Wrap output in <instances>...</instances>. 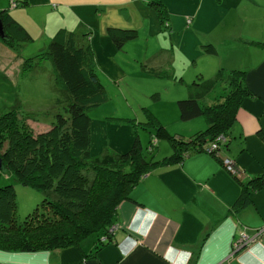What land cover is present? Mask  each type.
Returning <instances> with one entry per match:
<instances>
[{
  "label": "crops",
  "instance_id": "obj_1",
  "mask_svg": "<svg viewBox=\"0 0 264 264\" xmlns=\"http://www.w3.org/2000/svg\"><path fill=\"white\" fill-rule=\"evenodd\" d=\"M12 1L0 0V12L9 11L24 43L14 54L0 39V75L10 83L18 80L27 63L32 70L38 68V57L46 53L57 30L65 28L87 35L107 102L113 101L118 110L123 109L118 104L124 102L123 94L114 95L112 89L124 91L138 73L158 76L161 68L170 69L164 76L189 83V97L198 75L208 79L219 69L247 70L246 85L254 98L243 101L228 133L229 143L220 153L235 165V174L206 151L175 162L172 149L163 150L158 142V156L151 159L148 173L118 208L110 242L101 244L91 237L78 248L54 254L0 253V264H264V190L250 193L245 207L239 203L242 183L264 176V0H158L165 17L151 0H14L22 4L15 9ZM106 24L109 28L102 31ZM112 29L153 40L133 61L140 65L133 67L134 74L126 72L132 66L118 58L122 49L113 42ZM97 30L101 37L96 41ZM211 44L218 50L216 57L206 54ZM173 57L188 67L171 69ZM209 59L213 63L205 64ZM111 118L124 122L109 124ZM193 122L191 132L175 130L176 134L192 136L204 131L192 133L196 128L209 126L204 116ZM138 127L134 118L94 120L92 155L129 152L137 139L141 143Z\"/></svg>",
  "mask_w": 264,
  "mask_h": 264
},
{
  "label": "trees",
  "instance_id": "obj_2",
  "mask_svg": "<svg viewBox=\"0 0 264 264\" xmlns=\"http://www.w3.org/2000/svg\"><path fill=\"white\" fill-rule=\"evenodd\" d=\"M12 2L16 3L14 0ZM150 4L165 17V9L158 0H151ZM0 21L7 35L6 40H1L12 47L13 41L8 37L7 29L17 23L7 10L0 12ZM110 35L118 49L136 37L134 31L116 29L110 30ZM84 38L61 28L54 34L46 53L40 55L51 62L55 84L64 98L62 102L57 99V105L63 111L55 116L57 136L52 151L45 146L37 148L39 143L25 128L27 130L18 131L24 135L19 147L29 150L28 155L31 157H28V161L21 162V159L13 158L12 150L3 153V132L13 129L17 111H9L0 117V156L4 165L19 183L44 193L46 199L42 207L56 212L57 224L48 225L49 229L43 228L52 229L43 242L44 247L49 248H78L89 237H98L101 244L110 242L120 204L130 200V192L152 166V160L148 161L144 155L139 139L125 154L92 155L93 121L89 113L105 104L108 94L99 78L92 46ZM25 39L30 40L28 35H25ZM206 54L216 57L218 50L211 44L206 46ZM247 74V70L243 69H219L208 79L198 75L191 85L192 95L180 100L178 108L181 120L187 122L204 116L209 122L208 128L192 136H184L172 133L156 121L155 141L150 142L149 152L157 148L159 141H166L171 146V159L175 162L182 163L187 157L203 151L217 155L225 162L220 156L221 152L212 151L211 146L221 142L220 137L224 140L220 143L221 150L229 143L228 133L238 110L245 99L254 98L246 85ZM58 166L62 171L59 177L54 175L55 167ZM55 177L59 181L54 186L50 180ZM236 178L241 181L240 175ZM242 189L239 203L242 202L245 207L250 193L264 190V176L253 178L246 185L242 183ZM16 197L13 185L0 188V203L10 205L13 202L17 211ZM15 222L18 221L15 219ZM28 226L18 227L17 231L27 235L30 233ZM28 250L37 251L32 248Z\"/></svg>",
  "mask_w": 264,
  "mask_h": 264
},
{
  "label": "rangeland",
  "instance_id": "obj_3",
  "mask_svg": "<svg viewBox=\"0 0 264 264\" xmlns=\"http://www.w3.org/2000/svg\"><path fill=\"white\" fill-rule=\"evenodd\" d=\"M76 2H87V0H77ZM12 3L13 2H11V4ZM15 4L16 6L12 7L13 9L20 7L21 3L16 2ZM108 28L109 26L106 24L105 27L103 26L101 29L105 31ZM7 32L8 37L13 41L12 47H9V45L8 47L14 54H18V51L22 49L24 43H21L23 37H20L21 32L19 30V25H11V27L7 29ZM97 32L99 34L94 35V40L96 41L101 37L100 31L97 30ZM86 36L87 35H85V37ZM152 43L153 40H149L146 36H141L124 44L118 58L120 61H124V63L132 66V69L126 70V72L131 74L136 72V69L134 70L133 67H140V65L136 66L133 61L135 62L138 54L144 52ZM142 44H144L143 47H141ZM33 45L35 46L37 44L33 43ZM121 55L125 56V59L120 58ZM44 58L43 56L38 57V59H41V65L37 66L38 68L36 69L30 70V67H23L25 71L20 70L18 80L15 78L16 74H12L10 78H15L12 80V83L1 79L2 73L0 75V117L9 111H17L13 129H6L3 132L5 139L2 152L8 153L12 150L13 158L21 159V162L24 160L27 162L28 157L31 156L28 155L29 150L24 149L23 146L19 147L22 143V136L24 135L19 134L18 131L27 130L25 128H28L37 143H39L37 144V148L45 146L48 150L52 151V148L56 144L57 129L54 127L55 116L63 111L62 107H58L57 99L62 102L64 98L59 93L55 84L52 64L50 61L44 60ZM211 59L207 60L205 64L210 65V63H213L209 62ZM29 65L30 62L27 63V66ZM33 66L35 67V65ZM122 66L125 69L128 68L124 64ZM179 66L183 69L187 68L188 64L182 65L179 58H171V69H179ZM205 68L210 69L206 65ZM169 70L170 69L167 68L158 69L160 73L158 76H155V74L154 76H141V73H138L136 75V80L129 81L128 89L124 91L112 89L111 92H113L114 95L119 92L123 94L120 99L123 98L124 102L121 101L118 102V104L122 105L124 110H118V107L112 105L111 103L113 101L110 100L111 102L108 101L103 106L95 108L89 113L92 121H98L99 119L106 120L107 117L112 116L127 117L130 120L134 118V122L139 126L138 131L141 134L143 153L147 156L148 161L152 158L156 159L158 156L157 153L159 152L158 149H156L154 153L151 151L149 152L147 148L151 141H155L153 139L155 138L154 122H156V120L166 126L172 133H176L177 131L175 130H186V132H191L190 125L195 121V119L187 122L181 120L178 100L189 97V83L182 82L179 79L175 81L169 75L164 76V73ZM128 110H131L133 114L127 112ZM109 120H111L108 122L109 124L112 122H124L120 121L119 118L117 120L114 118ZM126 122L129 123L130 121ZM206 128L207 127L201 129L196 128L192 133L205 130ZM188 134L191 135L190 133ZM159 142L162 144V149L164 147L171 149L168 142ZM59 168V166L55 167L54 175H58L57 177L62 174ZM124 171H127V169ZM57 177L50 180L54 186L58 185L59 179ZM8 185H13L15 187L17 194V211L13 202L10 205H7L5 202L0 203V253L29 254L49 252L54 254L70 249L49 248V246L44 247L43 242L48 238L52 229L45 230L43 228L49 229L48 225L57 224L55 219L56 212H54V209L45 210L42 207L46 199L44 193L31 186H25L19 183L6 165H3V169L0 170V188ZM34 213L36 214L33 215ZM15 219L20 226L15 222ZM25 222L28 223L25 224ZM24 225H29L28 230H30V233L27 235H23L17 231L18 227L21 229ZM91 239L90 237L87 238V240ZM31 248L37 251L28 250Z\"/></svg>",
  "mask_w": 264,
  "mask_h": 264
},
{
  "label": "built area",
  "instance_id": "obj_4",
  "mask_svg": "<svg viewBox=\"0 0 264 264\" xmlns=\"http://www.w3.org/2000/svg\"><path fill=\"white\" fill-rule=\"evenodd\" d=\"M12 4H13L12 7L16 6L15 2H13ZM219 141L222 142L224 140H223V138L220 137ZM221 142L213 143L212 146H211V150L215 151L217 153H220L221 152V145H220ZM154 144H156V143H154ZM225 162H226V165H227V168L229 169V171H231L232 173L235 174L236 173V169H235V165L232 163V161L226 160ZM102 242H104V241H102Z\"/></svg>",
  "mask_w": 264,
  "mask_h": 264
},
{
  "label": "water",
  "instance_id": "obj_5",
  "mask_svg": "<svg viewBox=\"0 0 264 264\" xmlns=\"http://www.w3.org/2000/svg\"><path fill=\"white\" fill-rule=\"evenodd\" d=\"M0 39H2V40H6L7 39V35H6V32H5L3 23L1 21H0ZM3 165H4L3 158L0 156V170L3 169Z\"/></svg>",
  "mask_w": 264,
  "mask_h": 264
},
{
  "label": "clouds",
  "instance_id": "obj_6",
  "mask_svg": "<svg viewBox=\"0 0 264 264\" xmlns=\"http://www.w3.org/2000/svg\"><path fill=\"white\" fill-rule=\"evenodd\" d=\"M115 228H116V225H115V227H113V229L115 230ZM113 229H112V232H111L112 234H113V231H114ZM102 241H103V240H102Z\"/></svg>",
  "mask_w": 264,
  "mask_h": 264
}]
</instances>
